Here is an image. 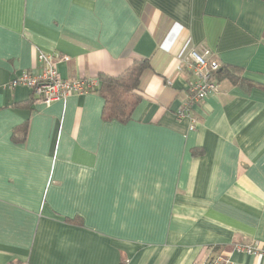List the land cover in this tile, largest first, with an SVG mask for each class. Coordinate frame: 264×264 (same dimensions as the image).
<instances>
[{
	"label": "crops",
	"instance_id": "obj_1",
	"mask_svg": "<svg viewBox=\"0 0 264 264\" xmlns=\"http://www.w3.org/2000/svg\"><path fill=\"white\" fill-rule=\"evenodd\" d=\"M190 49L262 82L264 0H0V264H264L232 248L264 246V91L218 81L188 130ZM39 52L68 79L147 58L130 120L96 91L13 106Z\"/></svg>",
	"mask_w": 264,
	"mask_h": 264
},
{
	"label": "built area",
	"instance_id": "obj_2",
	"mask_svg": "<svg viewBox=\"0 0 264 264\" xmlns=\"http://www.w3.org/2000/svg\"><path fill=\"white\" fill-rule=\"evenodd\" d=\"M37 61L41 64L40 72L24 71L14 74L8 84L11 88L27 87L30 96L35 101H41L48 105L50 102L64 99L72 93L81 94L96 91L99 85L97 78L68 79L62 77L56 67V59L51 54L39 52ZM186 65L194 72L195 78L188 87L187 99L183 107L177 111L176 115L178 119L187 121L188 130L191 131L196 128L193 108L216 91L218 82L213 74L219 68V63L209 57L207 50L190 49ZM232 248L237 252L264 256V246L237 243ZM200 264H230V261L227 255L217 254Z\"/></svg>",
	"mask_w": 264,
	"mask_h": 264
},
{
	"label": "trees",
	"instance_id": "obj_3",
	"mask_svg": "<svg viewBox=\"0 0 264 264\" xmlns=\"http://www.w3.org/2000/svg\"><path fill=\"white\" fill-rule=\"evenodd\" d=\"M150 68L147 58H134L132 62L122 72L117 75H108L99 73L96 77L99 85L96 93L102 98L103 120H115L125 123L130 120L135 107L141 100L140 95V78L142 73ZM214 78L218 82L227 79L231 84L237 85L244 90L258 88L264 91V80L255 81L244 75L242 67L233 65H219L214 72ZM31 97V96H30ZM35 101L30 98L22 104H13V106L27 107ZM27 122L15 126L11 132V140L14 143H24L27 137ZM221 245H213L212 251H221ZM8 264H20V262L10 261Z\"/></svg>",
	"mask_w": 264,
	"mask_h": 264
}]
</instances>
